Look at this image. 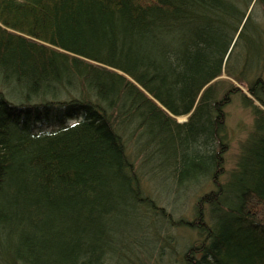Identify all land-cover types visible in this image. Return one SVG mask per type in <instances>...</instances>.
<instances>
[{"label":"trees","instance_id":"16d2710c","mask_svg":"<svg viewBox=\"0 0 264 264\" xmlns=\"http://www.w3.org/2000/svg\"><path fill=\"white\" fill-rule=\"evenodd\" d=\"M221 73L254 116L223 182ZM157 163L213 182L191 218ZM165 220L196 237L174 264H264V0H0V264H147Z\"/></svg>","mask_w":264,"mask_h":264},{"label":"rangeland","instance_id":"374dc122","mask_svg":"<svg viewBox=\"0 0 264 264\" xmlns=\"http://www.w3.org/2000/svg\"><path fill=\"white\" fill-rule=\"evenodd\" d=\"M216 83L222 88L219 90L220 92L218 91V96H221L227 89L233 86L241 87V89L239 88L230 95V101L224 108L226 113L225 127L227 131V147L224 150L222 172L219 176V180L223 182L228 177L229 171L236 165L241 143L253 127L254 116L251 109L244 106L242 103L241 96L243 93L247 97H250L244 84L233 80L225 74L217 78ZM255 104L258 105V102L255 101ZM177 120L183 122L186 120V116H179ZM133 140L126 141V151L132 163H135L137 166L142 162L144 153L142 149L136 147L137 145L134 144ZM142 142H144V140ZM165 160V157H160L159 159L161 163ZM146 163L147 161L145 164ZM171 167L164 168L162 164V170L160 164L157 163L156 169H153V167L145 169L146 171H144L141 176V181L145 185L148 194L156 199L157 205L164 208V217L168 218L170 221H177L180 219L186 220L191 218L198 197L205 191L214 188L212 185L213 182L211 180L205 181V178L201 177L196 182L189 181L178 188L175 177L171 174ZM161 170L162 172H160ZM172 224L166 221L165 224L162 223L161 227L164 229L163 235L171 239L168 240L174 248L171 249V247L166 244L162 246V242L158 245L157 242H154L155 240L153 243L150 242V256L147 259V264H157V260L164 264L176 263L183 251V248L178 246L179 242L184 240L190 242L191 238L196 239L194 236L191 237L192 233L190 234L186 228H181L179 225L174 226ZM145 236H148V234L146 233ZM148 237H152V235ZM133 262L134 261L131 260V264H133Z\"/></svg>","mask_w":264,"mask_h":264},{"label":"bare ground","instance_id":"6f19581e","mask_svg":"<svg viewBox=\"0 0 264 264\" xmlns=\"http://www.w3.org/2000/svg\"><path fill=\"white\" fill-rule=\"evenodd\" d=\"M250 9H251V6H250L249 10H250ZM236 36H237V35H236ZM236 36H235V38H236ZM235 38H234V40L232 41V45L235 43ZM222 74H224V73H221V75H222ZM221 75H220V76H221ZM225 75H226V74H225ZM220 76H219V77H220ZM219 77H218V78H219ZM230 78H231V77H230ZM233 80H235V79H233ZM236 81H237V80H236ZM238 82H239V81H238ZM233 87H236V86H233ZM236 88H237V89H239V88L241 89V87H239V86H237ZM245 89H246V88H245ZM246 91H247V90H246ZM247 92H248V91H247ZM250 97H251V95H250Z\"/></svg>","mask_w":264,"mask_h":264}]
</instances>
